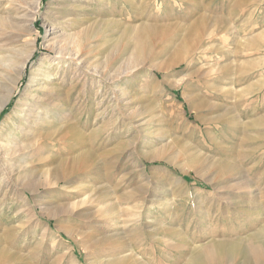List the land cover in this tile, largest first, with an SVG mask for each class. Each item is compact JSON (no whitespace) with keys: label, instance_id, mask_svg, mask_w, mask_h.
Listing matches in <instances>:
<instances>
[{"label":"rangeland","instance_id":"374dc122","mask_svg":"<svg viewBox=\"0 0 264 264\" xmlns=\"http://www.w3.org/2000/svg\"><path fill=\"white\" fill-rule=\"evenodd\" d=\"M65 2L92 19L91 34L102 33L92 42L96 52L140 69L113 84L124 89L122 100L102 108L101 98L92 100L80 132L62 139L78 123L66 93L62 109L46 115L41 107L44 123H25V110L41 104L38 95L57 101L49 90H36L35 75L51 54L50 20ZM0 4L6 14L19 5ZM36 7V0H24L20 41L9 45L11 62L0 65V105L10 96L0 111V150L13 141L24 156L17 162L23 170L0 177V264H111L121 242L132 250L139 227L155 236L134 247L143 262L184 264L171 247L244 239L262 225L264 0H41L31 28ZM200 22L207 29H198ZM182 48L184 60L164 69ZM68 69L55 68V85L67 81L63 91L73 79ZM84 160L92 168L79 173ZM229 161L242 174L222 177L219 168ZM62 164L73 173L57 182ZM34 180L43 186L23 191Z\"/></svg>","mask_w":264,"mask_h":264},{"label":"bare ground","instance_id":"6f19581e","mask_svg":"<svg viewBox=\"0 0 264 264\" xmlns=\"http://www.w3.org/2000/svg\"><path fill=\"white\" fill-rule=\"evenodd\" d=\"M17 1L19 4L18 8L14 9L13 12H9L6 14L3 13L2 8H0V65L3 66L8 65V63L11 62V58L14 57L13 56L14 49L12 47H9V45L12 42L14 43L20 39V36L17 34L20 28V23H21L20 20L22 18L19 10L22 9L24 0H17ZM36 1H37V7L36 9L33 10L34 16L30 20L31 28H33V22L36 17V14L38 13L39 3L41 0H36ZM78 10H82V9L74 5L73 3L71 4L70 2H65L60 6V8H58L57 13L50 20L49 26L51 27L50 31H52V33L48 37L45 46V48L49 50L51 54H48V57H45L39 68L36 69L35 76L39 78V80L36 81L37 82L36 90L41 93L42 92L45 93V91L49 90L51 93L55 95L57 101H52V99L48 100L47 98V101L43 102L44 100H46V98L44 99L42 96H41L42 99L38 98L39 97L38 95L37 102L44 105L33 103L30 106H28V108L25 110V114L27 115L25 123L32 124L35 118H37L36 120H39V122L44 123L46 121V119L43 117L44 114L48 115L50 112H54L53 110L54 108L58 110L62 109L63 105L60 104L61 102L64 103L65 93H66L67 100L70 103H74L71 106L72 109L71 113L76 115V119L78 120V123L72 125L70 127V131L68 132L63 131L64 135L62 139H67L68 137H71L72 131L73 132L79 131L78 128L79 126H82V124H80V121L81 119L83 120V116H85L86 114H92V109L88 110L89 103H91L92 100H93L92 102H94L95 104L96 100L101 98L102 100L98 103V105H100L101 108L103 107V105L105 106L110 102H114V103L118 102V100H120L118 96H121L122 97L121 100H122L123 97L126 96V93L123 92L124 89L123 90L121 89L122 91L121 93H119L120 91L118 92V89H116V87L113 84L116 81L120 80L121 78L123 77L125 78V76L131 75L134 72L139 71L140 69L139 66L132 67L131 64L127 62H124V64H122L121 66H117V64L114 62L115 60L113 62L111 61L108 62L107 57L101 56L103 55L101 54L102 51L96 52L95 46L93 45L92 42L93 39L96 38L97 40L98 38H100L102 36V33L98 32L96 34H91V28L93 27L92 19L89 16L80 18L77 13ZM204 27L207 29L205 22H200L197 25V28L201 30ZM32 44H33V49L35 50L36 49L35 44L34 43ZM193 45L194 43H191V45L189 44L187 45V47L185 46V48L190 49ZM136 48L141 49V41L139 38H137ZM184 49L182 48L180 52L176 53L170 59L169 64L164 69L169 70L178 66L185 58L183 56ZM31 57H32V53H30L27 56V58L23 61L22 64L23 70H25ZM59 65L65 68L70 67V69H68L69 74L72 73L73 75L72 77L73 79L71 80L70 83L71 86H69L70 88L68 90H64L65 92L62 90L63 88L62 83L64 82L66 83L67 82L66 80H63L62 82L60 81L61 85H55V79H56L55 77L57 76V74L55 73V68ZM164 69L161 70L165 71ZM57 73H59L58 68H57ZM96 77L98 79L97 82L98 90L94 91L93 88L94 79L92 78H96ZM141 77L144 78L143 75H141ZM166 80L169 79L167 78ZM103 82L112 83L111 84L112 87L110 88L111 90L107 89L106 86L104 85L107 83L103 84ZM119 86L120 85H118V87ZM103 91H105V93H103ZM10 92H12V90ZM76 94H77V98H75ZM9 99L10 96H7L6 101H8ZM6 101L3 100V102L1 103L0 111H2V109L4 108ZM41 107L42 109L45 110L44 114L41 112ZM56 114L57 111H55V115ZM141 118L143 119V117ZM145 122L147 121L143 120L142 124L144 125ZM19 129H20L19 133H21V131L23 130V125H20ZM30 147L31 146H25V149L27 150ZM15 149H18V147L15 142L11 141L8 144L4 145L2 147V150H0V177H2V175H6L5 170L8 169L12 170L11 173H13V171L19 167L21 170L24 169L22 168L23 167L22 164H17L19 159L21 160L24 159L23 158L24 156L23 157L20 156L22 155V153L19 155L20 149L19 150H15ZM86 155L89 157L88 154ZM88 157L84 156L82 158H88ZM87 161H89V159ZM82 163L83 164L79 162V164L81 165V167H79L78 170L79 173L89 168H92V166H90L85 160ZM219 169H220L219 173L223 174L222 177H234L242 174L239 165L236 162H232V161L224 162ZM71 173H73V171L67 169L65 165H63V168L61 167L58 173L56 172L55 179H57V182L67 180ZM1 183H2V179H1ZM247 184L249 186V183ZM36 185H38L39 188L40 185L43 186V183L38 180H34L23 184V186L21 184V186L23 187V191L27 190L31 193H34L35 190L38 189L35 188ZM53 186L51 185L50 187ZM253 199L256 202L257 196L253 197ZM252 207L253 209L256 208L257 210L259 208V206L257 205H254ZM256 213L259 215H263V212H256ZM142 229H143L142 227L141 228L139 227L134 230L137 232V234L136 237H132L131 239L133 244L132 250H129L125 244H124L125 246L120 247L122 242L121 241H120L121 243L119 242L120 243L118 247L119 249L116 252L117 253L119 252L121 256L114 259L113 260L114 262L110 261L112 262L111 264H148L143 262L141 255H136V253H134L135 250L134 247H136V245L138 246V241L141 238H144L145 241H151V240L153 241L155 239L154 238L155 236H153L152 234L140 233ZM171 230L172 229H167L165 230V232L170 231L171 236L173 235V238H179L181 236V233L171 232ZM250 233L251 234L244 239L239 238L230 241L229 239L228 240L225 239L222 241L216 240V241H211L209 244L201 245L199 247H187V246L184 247L185 245L178 247L175 245L171 248L179 251V256L184 260H186L184 264H264V219L262 225ZM171 264H175V263H171Z\"/></svg>","mask_w":264,"mask_h":264}]
</instances>
